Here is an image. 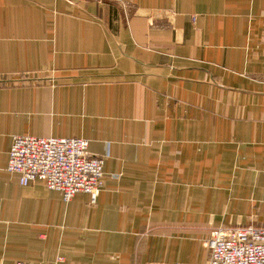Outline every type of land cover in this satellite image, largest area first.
I'll use <instances>...</instances> for the list:
<instances>
[{
  "label": "crops",
  "instance_id": "0c3cea01",
  "mask_svg": "<svg viewBox=\"0 0 264 264\" xmlns=\"http://www.w3.org/2000/svg\"><path fill=\"white\" fill-rule=\"evenodd\" d=\"M15 134L90 139L97 200ZM219 225L264 226V0H0V264H208Z\"/></svg>",
  "mask_w": 264,
  "mask_h": 264
},
{
  "label": "built area",
  "instance_id": "2783aa9c",
  "mask_svg": "<svg viewBox=\"0 0 264 264\" xmlns=\"http://www.w3.org/2000/svg\"><path fill=\"white\" fill-rule=\"evenodd\" d=\"M89 144L84 136L15 134L8 169L18 172L23 184L42 179L66 200L86 191L95 202L104 182L106 156L90 153ZM207 244L208 264H264V226L219 225L211 229ZM2 264L38 263L17 260Z\"/></svg>",
  "mask_w": 264,
  "mask_h": 264
}]
</instances>
